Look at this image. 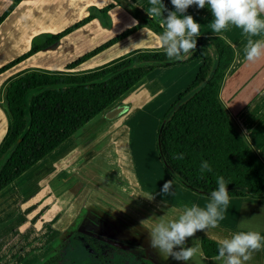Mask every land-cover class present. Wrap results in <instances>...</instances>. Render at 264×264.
<instances>
[{"label":"trees","instance_id":"1","mask_svg":"<svg viewBox=\"0 0 264 264\" xmlns=\"http://www.w3.org/2000/svg\"><path fill=\"white\" fill-rule=\"evenodd\" d=\"M18 0L0 12V21ZM119 1V0H117ZM121 5L137 19L94 48L66 64L70 68L143 25L160 35L164 29L137 7L122 0ZM108 3L57 32L31 36L26 50L0 65V72L28 55L53 47L59 37L96 15H105ZM106 23L104 22V25ZM192 53L169 60L163 48L127 51L86 70L26 68L15 72L0 89L6 128L0 139V190L41 159L76 129L118 100L156 66L200 59L194 77L169 104L159 119L155 148L163 169L182 186L210 196L223 176L229 196L264 197V162L246 140L221 101L218 90L233 58V48L219 35H199ZM184 154L182 160L173 154ZM207 160L211 172H200ZM85 235V234H84ZM87 247L100 261L109 246L94 235L86 236ZM88 240V241H87ZM68 238L36 264H63L69 249ZM202 254L218 255V241L199 238Z\"/></svg>","mask_w":264,"mask_h":264},{"label":"rangeland","instance_id":"2","mask_svg":"<svg viewBox=\"0 0 264 264\" xmlns=\"http://www.w3.org/2000/svg\"><path fill=\"white\" fill-rule=\"evenodd\" d=\"M113 2V4L117 3L116 0ZM120 6L130 14L124 5ZM86 10L94 12L95 7L89 6ZM67 13L71 14L72 12L67 9L59 20L66 19ZM33 17L32 14L23 20V29L27 30L28 27L36 23L37 20ZM39 19H44V13ZM103 21L106 25L110 22L107 14H105ZM16 24L10 26L5 34L14 29ZM127 35L120 38L119 45L121 47L129 45L130 39L122 40ZM0 50L2 51L0 58L11 51V49L5 50L1 43ZM14 51L12 50L11 53ZM166 67H154L151 73L143 76L142 81L135 86L134 95L131 98L119 100L113 103L110 108H105L97 113L87 123L72 132L41 159L18 175L14 179L16 183L13 180L14 182L11 181L0 190V264H12L8 252L14 253L17 250L15 245L22 234V231L19 230L23 218L22 210L12 213L10 210L8 211L10 206L3 207V200L7 199L6 196L9 195V192H14L16 202H22L26 208L32 205L35 207L38 198H41L40 200L46 205L55 202L41 217L44 222L42 226L45 227L43 245L41 240L36 244L39 247L42 246L43 251L47 248L42 256L51 251V246L55 250V245L70 234L69 241L72 246L68 249L63 264H100L91 261L89 252L83 247L79 239V234L72 230L92 228L101 233H111L115 226L108 223L114 222L129 228V230L131 229L130 234L133 237L136 236L135 239L143 243L145 246L143 252L153 260L154 264H179V261L171 257L166 258L150 247L148 231L160 219L172 220L177 218L179 215L178 208L190 207L193 204L205 207L209 200L205 199L206 195L193 192L171 178L163 169L156 154L155 133L159 119L169 104L177 97L179 91L185 87L180 82V78H177L179 70L185 71L181 72H184L181 77L184 78L191 72L192 68L197 67V63L194 59L188 62H175ZM9 76L11 77L10 74ZM167 79L171 84L162 89L163 84L161 83ZM189 80L190 78L185 83H188ZM157 84H160L158 89ZM148 86L155 88L148 93ZM174 88L179 90L175 93ZM59 170H62L66 176H71L68 178V184L75 183L74 194L70 192L72 196L69 199V194H65L68 193L67 191H64L63 196L60 194L65 186L61 187L62 184L59 183L51 185L49 180V178L55 177ZM36 174L40 177L36 178ZM169 180L172 181L171 192L162 193L163 184ZM86 185L90 187V190L84 198L75 200L77 208L67 225L56 230L52 235L49 234L50 231L47 232V229L48 227L52 228L51 221L54 219L51 218L54 214L56 212L64 213L67 206L72 203V197H75L77 192ZM152 198L162 205L158 204L156 207V204L151 201ZM100 206H105L108 210L106 211ZM104 211H106V215H104ZM163 211L171 219L164 218L162 216ZM27 216L31 217L30 214ZM144 220L145 223L141 225V221ZM14 241L15 244L12 245ZM39 247L36 248L39 249ZM192 258L199 260L198 254ZM145 261L150 264L148 260ZM107 264L143 263L129 253L116 252Z\"/></svg>","mask_w":264,"mask_h":264},{"label":"crops","instance_id":"3","mask_svg":"<svg viewBox=\"0 0 264 264\" xmlns=\"http://www.w3.org/2000/svg\"><path fill=\"white\" fill-rule=\"evenodd\" d=\"M119 1L116 0L117 3L113 4V0H18L14 7L0 21L1 46H3L5 50H15L12 53L10 51V53L0 58V65L26 50L29 46V41L32 35L38 32L59 31L70 24L69 22L73 23L83 17L88 12L86 8L89 6L100 8L108 3H112L113 5L106 11V14L110 18V22L107 25H104L103 21L105 15L94 16L80 26L59 37L53 47L38 50L2 70L0 72V89L10 77L9 74L12 76L15 72L22 69L86 70L133 49L160 48L158 39L159 35L148 27L140 25V27L136 28L133 33L122 38V40L130 39L129 45L121 47V45H119L121 39H118L80 63L70 68L66 67V64L77 56L94 48L121 31L124 27L137 22L136 18L120 6L121 4ZM124 1L137 7L143 14L149 16L147 14V10L150 7L148 0ZM9 2L10 0H0V12ZM162 2L167 10L175 11V8L171 4V0H162ZM67 9H70V12L72 13H67L66 19H62V21L59 20L60 16L66 13ZM43 13L44 19L40 20L39 18ZM32 14L34 15L33 18L37 20L36 23L33 26L28 27L27 30L23 29V20L27 19ZM185 15H191L194 20L201 25L200 35H219L232 46L233 58L224 73L219 86L218 95L246 140L252 146L259 158L264 162V58H261L255 63H250L245 60L244 48L249 37L243 34L241 29L236 28L235 26H229L227 30L221 33L213 32L211 29V22L214 18L207 6L203 9H200L195 5L190 6ZM164 16H167V11L164 13ZM153 20L164 29V26L158 19ZM14 24H16L14 29L9 30V32L5 34L10 26ZM261 38L264 37H252L254 40ZM1 50L0 52H2ZM196 63L197 67L194 69L192 68L191 72L185 75L184 78L181 77L185 71L179 70L177 78H180V82H182L184 86H186L194 77L200 64V59H196ZM182 71L184 72L181 73ZM188 78H190V80L188 83H185ZM141 81L142 79L113 103H116L119 100L123 101L126 98H131L134 95L133 89ZM161 84H163L162 89H164L168 87V85L170 86L171 83L167 79ZM150 87L151 86L147 87L148 93L152 92L155 88ZM156 87L157 89L160 88V84H157ZM178 90L174 88L175 93ZM112 104L107 108H110ZM5 128L6 117L0 98V139L4 134ZM35 177L37 178L40 176L36 174ZM68 178H71V176H66L62 170H59L57 171L56 176L49 178V180L51 181V185L59 183L62 184L61 187L65 186V189L62 190L60 194L63 196L65 193L64 191H67L68 193L65 194H69V197L67 196L69 199L72 196L70 192H74L75 183L68 184ZM14 181L13 182L16 183V180ZM89 190L90 187L86 185L78 192L76 191L77 194L75 197H72V203L67 206L65 212H56L54 214L51 218L54 219V221H51L52 228L48 227L47 229V232L50 231L49 234L52 235L53 232L62 229L63 226L67 225V222H69L70 217L77 208L75 200H81V198H84ZM18 195L20 196V194ZM6 198L5 201L2 199L3 207L10 206L8 211L10 210L12 213L21 209L23 217L22 224L19 228V230L22 231V234L15 245L18 251L16 250L14 253L11 251L8 252L10 262H12V264H36L45 257V255L42 256V254L44 251H47V248L43 251L42 246L39 247V245L36 244L41 240V244L43 245L42 240L45 227L43 228L42 226L44 225V222L41 217L42 214L51 208L55 202L51 205H46L40 200L41 198H38L35 207L32 205L31 207L26 208L23 206L22 202H16V194L14 192H9V195H7ZM205 199L210 201V196H207ZM151 201L156 204V207L158 204L162 205L154 198H152ZM100 207L106 211L108 210L105 206ZM183 209L184 208L181 207L178 208L179 215ZM28 211L29 213H27ZM106 211H104V215H106ZM29 214L31 217L27 216ZM162 216L171 219L164 211ZM243 219H246L248 227L259 231L261 235L264 236V197L230 196V202L224 213V219L219 222V226L216 228H209L206 231H198L193 236L194 239L188 238L186 241V246H195L199 248V252L197 253L199 260L197 261L191 258L186 264H206V261H208V264H223L222 261L216 259L217 256L206 257L202 254L199 245V238L201 236H206L218 241L221 238L231 237L232 234L240 230L239 225ZM111 224L124 228L118 223L113 222ZM49 234H46V236H49ZM13 244H15V241L12 245ZM36 247H39V249ZM50 250V252H52V246ZM179 264H184V262L179 261ZM245 264H264V248L253 252L252 258L245 262Z\"/></svg>","mask_w":264,"mask_h":264},{"label":"clouds","instance_id":"4","mask_svg":"<svg viewBox=\"0 0 264 264\" xmlns=\"http://www.w3.org/2000/svg\"><path fill=\"white\" fill-rule=\"evenodd\" d=\"M150 7L147 14L158 19L164 26L159 35L160 47L164 49L169 60H179L192 53L196 48V38L200 35L201 25L191 15H185L190 6L210 9L213 21L211 29L221 33L235 26L247 37L244 58L255 63L264 58V0H171L175 11L165 8L162 0H148ZM167 11V16L164 13ZM173 158L182 160L184 154H173ZM212 166L207 160L200 164V172H211ZM217 187L210 192V201L205 207L196 204L185 207L181 214L172 220L160 219L153 224L149 233L150 247L162 256L184 264L199 252L195 246H186L188 238L198 231L216 228L224 219V213L230 202L228 183L223 176L216 179ZM172 181H167L161 188L162 193L171 192ZM145 223L141 221V225ZM240 230L231 237L218 240L217 260L223 264H245L252 258V253L264 248V236L247 225L246 219L241 220Z\"/></svg>","mask_w":264,"mask_h":264},{"label":"flooded vegetation","instance_id":"5","mask_svg":"<svg viewBox=\"0 0 264 264\" xmlns=\"http://www.w3.org/2000/svg\"><path fill=\"white\" fill-rule=\"evenodd\" d=\"M108 224L115 226L114 224H111V223H108ZM115 227H113L114 231L111 232L112 234L108 233V232L101 233V232H99V230H93L92 228H86L84 230H72V231L77 232L79 234V239H80L83 247H85L88 252L90 251V248L87 247V243H85V242L87 239L86 236L91 235V234L98 237L100 241L106 243L109 246V249H110L109 252H107V254L104 257H102L100 259V261H95L91 257L90 252H89V255L91 257L90 259L93 263L99 262L100 264H107L108 261L112 260V258L114 257L116 252H124L126 254L129 253V254L133 255L137 259H140L143 264H147L145 260H148L150 262V264H154L153 260L150 259L149 257H147L145 255V253L143 252V249H145V248H143V247H145L143 245V243L138 239L136 240L135 239L136 236L133 237V235L130 234L129 231H131V229L129 230V228L124 227L122 225H121V227H124V228H120L117 226H115ZM73 229H75V228H73ZM69 235H66L62 240L68 238L67 243L70 246L69 248H71L72 245L70 244V241H69L70 240ZM139 235H140V233H139ZM139 237L141 238V236H139ZM57 245H55V247ZM53 251H54V249H52V252ZM52 252H49V254H46L44 258H46L48 255H50ZM44 258H42V259H44Z\"/></svg>","mask_w":264,"mask_h":264}]
</instances>
